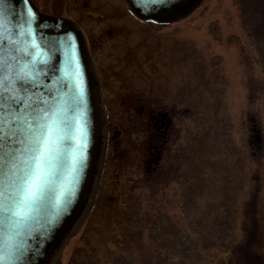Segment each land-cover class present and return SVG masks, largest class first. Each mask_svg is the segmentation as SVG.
Masks as SVG:
<instances>
[{
	"label": "rangeland",
	"instance_id": "rangeland-1",
	"mask_svg": "<svg viewBox=\"0 0 264 264\" xmlns=\"http://www.w3.org/2000/svg\"><path fill=\"white\" fill-rule=\"evenodd\" d=\"M35 2L82 32L104 140L48 264H264V38L236 1L162 24L125 0Z\"/></svg>",
	"mask_w": 264,
	"mask_h": 264
},
{
	"label": "snow or ice",
	"instance_id": "snow-or-ice-1",
	"mask_svg": "<svg viewBox=\"0 0 264 264\" xmlns=\"http://www.w3.org/2000/svg\"><path fill=\"white\" fill-rule=\"evenodd\" d=\"M180 2L140 0V7L147 12ZM7 7V0H0V110L7 109L4 122L9 126L7 132L0 127V141L8 145L0 148V264H31L41 249L31 247L29 239L38 233L44 243L73 205L86 176L87 93L71 34L63 42L66 59L60 74L49 77L48 72L57 70L35 40L32 8L22 10L21 21L12 23L16 16L9 19ZM40 41L53 50L43 36ZM41 89H47L46 96ZM238 255L232 253L233 264Z\"/></svg>",
	"mask_w": 264,
	"mask_h": 264
},
{
	"label": "water",
	"instance_id": "water-1",
	"mask_svg": "<svg viewBox=\"0 0 264 264\" xmlns=\"http://www.w3.org/2000/svg\"><path fill=\"white\" fill-rule=\"evenodd\" d=\"M201 0H181L175 7L168 6H156L151 10L145 12L141 10L140 0H126L131 11L138 18L151 22V23H167L188 14ZM6 16L11 19L13 15L16 16V20L12 23H19L21 21V12L26 8H32L35 13V19L32 22V29L35 40L41 43L43 55L48 58L51 66L56 69L55 73L48 72L49 77L59 75V69L64 64L66 59V53L64 49V41L67 39L68 34L72 36L74 43V53L76 58L80 62L81 71L84 74V82L87 93V106H88V120H89V147H88V168L86 170V176L81 183L77 197L69 209V211L63 215L60 222L54 226L49 237L40 244V236L38 233L34 234V238L29 239V245L31 247H40L41 254L36 256L32 260L31 264H48L55 250L60 246L63 237L66 232L71 228L72 223L81 215L85 208L88 192L90 189V183L92 181L93 174L96 170V163L98 161L100 151L102 148V120L99 115L98 97H97V83L94 72L89 63L86 47L82 39L80 31L75 25L68 19L59 16L47 15L39 12L30 0V3L25 5L24 0H7ZM8 28V26H5ZM11 30L10 28L8 29ZM7 35V33H5ZM43 36L47 43L53 45V50L49 51L44 48V42L40 41V37ZM15 39V37H13ZM22 39V38H21ZM4 42L0 41V44ZM2 55V53H0ZM46 84H51L52 80L42 77ZM42 95H47V89H41ZM0 127L4 128V131H9V126L4 122L7 119V109L0 110ZM7 141H0V148L7 147Z\"/></svg>",
	"mask_w": 264,
	"mask_h": 264
},
{
	"label": "trees",
	"instance_id": "trees-1",
	"mask_svg": "<svg viewBox=\"0 0 264 264\" xmlns=\"http://www.w3.org/2000/svg\"><path fill=\"white\" fill-rule=\"evenodd\" d=\"M239 13L250 35L255 40L264 38V0H235Z\"/></svg>",
	"mask_w": 264,
	"mask_h": 264
},
{
	"label": "flooded vegetation",
	"instance_id": "flooded-vegetation-1",
	"mask_svg": "<svg viewBox=\"0 0 264 264\" xmlns=\"http://www.w3.org/2000/svg\"><path fill=\"white\" fill-rule=\"evenodd\" d=\"M31 1H32V3L37 7V9H38L39 11H41L42 13H45V14H51V15H59V16H61V14L59 13V11H58V13H57L56 11H50V12L42 11V10L37 6L35 0H31ZM52 6H53L54 8H56V10H58V6H60V5H59V3H57V0H53V4H52ZM153 119H155V118H153ZM156 120H157V121H160V124H159V126H157V121H154V120H153V121H154L153 126L158 128V130H159V135H158V136L162 139V138H164V137L166 136L167 130H168V128H169L168 126H170V122H169V124H168V123H167L168 119L165 120V114L159 115L158 118H157ZM157 157H158V156H157Z\"/></svg>",
	"mask_w": 264,
	"mask_h": 264
}]
</instances>
